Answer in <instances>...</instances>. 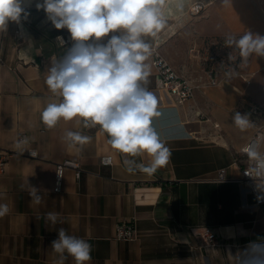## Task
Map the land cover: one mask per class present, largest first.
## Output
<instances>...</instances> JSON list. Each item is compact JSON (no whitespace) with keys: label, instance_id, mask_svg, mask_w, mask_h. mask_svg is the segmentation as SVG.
Instances as JSON below:
<instances>
[{"label":"crops","instance_id":"crops-1","mask_svg":"<svg viewBox=\"0 0 264 264\" xmlns=\"http://www.w3.org/2000/svg\"><path fill=\"white\" fill-rule=\"evenodd\" d=\"M177 2L166 0L167 25L145 39L151 51L157 49L178 75L195 84L207 83L203 64L222 53L209 45L211 40L246 30L264 35V0H182V11ZM28 11L27 20L10 22L0 32V155L29 149L38 155L11 156L0 172V203L9 207L0 217V264H54L58 255L51 244L61 228L92 245L88 264H237L239 250L264 236V217L241 181L244 162L238 154L258 129L264 130V113L253 114L258 107L247 103L259 101L252 88L257 76L263 78L257 73L264 57H251L234 79L222 73L218 86L196 91L179 104L156 90L151 55L147 87L158 98L159 112L153 126L171 156L153 174L128 172L125 159L147 164V154L117 152L98 125L85 128L77 119L61 120L49 129L41 121L47 104L60 100L45 84L44 72L65 52L57 38L70 39V34L55 29L36 10L35 0ZM236 112L248 114L254 126L239 130L232 121ZM67 131L91 140L71 146L64 139ZM19 134L30 139L27 151L16 147ZM104 156L112 157L111 165L100 164ZM66 161L78 164L82 173L77 180L66 169L55 193V166ZM220 169L227 171L224 182L216 180ZM31 187L42 196L40 204L33 203ZM49 212L59 214L57 223L46 219ZM126 222L134 224L136 238L115 240V226ZM205 230L218 247H203L199 234ZM65 264L76 262L67 256Z\"/></svg>","mask_w":264,"mask_h":264},{"label":"clouds","instance_id":"clouds-1","mask_svg":"<svg viewBox=\"0 0 264 264\" xmlns=\"http://www.w3.org/2000/svg\"><path fill=\"white\" fill-rule=\"evenodd\" d=\"M32 2L0 0V32L7 31L10 22L27 20ZM35 8L45 13L55 29H67L73 42L66 47L63 37L57 38L65 52L51 60L44 72L45 84L60 100L43 109V124L52 129L61 120L77 119L85 128L98 125L107 134L112 149L131 157L147 154L150 158L147 164L125 159L128 172L153 174L165 167L171 152L153 126V118L159 115L158 98L147 87L152 51L145 37H156L167 25L166 0H35ZM177 8L183 10L182 0H178ZM224 46L238 52V57L229 54L230 63L219 66L229 80L239 76V69L245 68L251 57H264V35L249 30L240 36L226 35ZM232 121L241 131L254 126L249 115L240 112L232 116ZM64 139L76 146L89 143L91 137L67 131ZM29 144L26 136L16 141V147L23 151ZM243 151L250 161L246 174L254 179L260 193L257 201L264 202V152L256 141ZM29 152L33 157L38 155L36 151ZM29 194L33 203H41L42 196L36 188L31 187ZM8 212V205L0 203V217ZM58 215L49 212L46 219L55 224ZM51 247L58 255L54 264H65L67 256L76 264L91 260L92 245L63 228L58 230ZM234 257L237 264H264V236L250 241Z\"/></svg>","mask_w":264,"mask_h":264},{"label":"built area","instance_id":"built-area-1","mask_svg":"<svg viewBox=\"0 0 264 264\" xmlns=\"http://www.w3.org/2000/svg\"><path fill=\"white\" fill-rule=\"evenodd\" d=\"M193 11L197 12L198 7H194ZM66 41V44L69 43V36L64 39ZM209 45L211 47H216V50H220V52H223L226 48L224 46V41H221L220 43L218 41H210ZM219 45V47L217 46ZM228 56L224 57L221 53L220 55L215 56L221 57L222 62L225 64L230 63L228 57L229 54L233 57H238L233 51H228ZM221 62V63H222ZM152 65L155 70V80H156V90L158 92H162L167 97H171L179 104H182L190 99H192L196 93V91L203 90L208 87H216L221 82V74L223 73V70L219 67L220 64L218 63V60L213 59L212 57L207 60L208 68L205 72V75L207 77V83L205 85L201 84H195L189 80H186L182 78L178 73H176L173 68L168 64V62L164 59V57L160 54V52L157 49L152 50ZM249 84V81L246 82ZM257 109V108H256ZM253 109V114L259 115L261 113L258 112L259 109ZM214 128L217 129L218 125L215 124ZM25 134H19L17 136L18 138L25 137ZM259 142V150L261 152H264V130L258 129L254 136L248 141L247 144L252 142ZM246 144V145H247ZM245 145V146H246ZM243 146L239 151L238 154L243 158L244 166L241 168V181L246 185V187L250 190V192L254 195V207L259 209L262 212V215L264 217V202H258L257 201V195L260 193L256 190V183L254 179L246 174V170L250 167V161L248 156L244 153ZM29 151H36L34 149H29L27 153L23 154L19 152L18 150L9 151V152H2L0 155V172H3L5 165L8 161V158L11 156H23L28 158H36L30 155ZM100 164L104 166H108L112 164V157L111 156H104L100 158ZM66 169H72L75 174V178L79 180L80 175L82 173V170L80 169L79 165L66 161L61 164H57L55 166V181H54V192L59 193L61 190L62 185V178L64 175V172ZM216 180L219 182H224L227 180V171L226 169H220L217 173ZM137 236V230L132 222H126L117 224L115 226V234L114 238L117 241H132ZM199 237L204 242V248L207 246L209 247H218L219 244L216 241V238L207 230L203 231L199 234Z\"/></svg>","mask_w":264,"mask_h":264},{"label":"rangeland","instance_id":"rangeland-1","mask_svg":"<svg viewBox=\"0 0 264 264\" xmlns=\"http://www.w3.org/2000/svg\"><path fill=\"white\" fill-rule=\"evenodd\" d=\"M230 51H233V50L230 49ZM233 52L238 56L237 52H235V51H233ZM222 54H223V52H222ZM223 56L227 57L228 53L223 54ZM212 58L218 60V63L221 64V62H222L221 57H216L215 55H213ZM236 62L238 63L239 61L237 60ZM207 68H208V65L206 63H204L203 64L204 73L206 72ZM239 71L243 72V71H245V68L239 69ZM257 74L262 75L263 78L261 76H257L255 78L254 87L252 89L255 91V95L257 93V95L259 97V99H258L259 101L255 100V98H251V99L247 100L248 101L247 103H248V108H249V105H253V106L258 107L260 109V110H258V112L261 111V113L262 112L264 113V68L259 70ZM250 86L251 85H249L248 87H250ZM253 109H256V108H253ZM263 123H264V121H262V124Z\"/></svg>","mask_w":264,"mask_h":264},{"label":"trees","instance_id":"trees-1","mask_svg":"<svg viewBox=\"0 0 264 264\" xmlns=\"http://www.w3.org/2000/svg\"><path fill=\"white\" fill-rule=\"evenodd\" d=\"M221 42V40L219 41V43ZM219 47V45H217ZM228 50H230V48H225L224 51H223V54H226L228 52Z\"/></svg>","mask_w":264,"mask_h":264}]
</instances>
